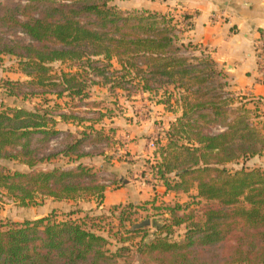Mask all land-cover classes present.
Returning <instances> with one entry per match:
<instances>
[{"label":"trees","instance_id":"16d2710c","mask_svg":"<svg viewBox=\"0 0 264 264\" xmlns=\"http://www.w3.org/2000/svg\"><path fill=\"white\" fill-rule=\"evenodd\" d=\"M113 1L0 2V57L14 58L24 78L0 79V203L101 206L107 186L120 180L101 179L82 160L101 156L112 165L107 149L119 145L112 123L120 99L138 95L174 115L140 177L203 203L195 211L167 207L168 219L149 237L129 230L133 206L121 207L113 215L122 245L114 250L86 226L87 215L0 222V264H264V169L247 165L264 152V99L231 89L208 52L188 39L189 16L121 10ZM95 88L105 96L92 99ZM27 98L38 105L5 101Z\"/></svg>","mask_w":264,"mask_h":264},{"label":"crops","instance_id":"0c3cea01","mask_svg":"<svg viewBox=\"0 0 264 264\" xmlns=\"http://www.w3.org/2000/svg\"><path fill=\"white\" fill-rule=\"evenodd\" d=\"M114 4L121 10L146 9L161 13L172 11L176 15L182 14L189 16L192 21V28L190 32L186 34L188 39L193 44L200 45L202 49L208 52L209 57L216 63V67L226 73L231 89L240 91L241 94L246 96L264 99V81H262L259 76L254 55V44L258 39L264 38V0H123L120 3ZM139 96L140 95H138L136 99L139 98ZM134 103V101L131 102V104ZM248 107L252 108L253 105L249 104ZM155 110L156 112H160L158 113L160 117L155 118L163 120V122L153 124V135L157 134L158 137L163 131L168 129L170 122L174 120V115L164 110L162 106L153 105L151 110L152 113H155ZM169 115H171L170 118L167 117ZM117 119L120 118H115L114 120ZM152 120H155L153 114ZM156 124L161 126L158 128ZM61 126L68 128L63 129ZM112 126L116 128V138L122 136V134L127 138L132 131L128 129L129 125L127 123H112ZM58 129L60 131L74 130L71 125L64 124H60ZM262 132L264 133V127ZM149 136L151 137V135ZM143 140L142 136H138L136 142H134L137 154L144 153L141 146ZM255 159L260 163L255 166L264 169V161L259 160L264 159V152L261 156L254 157L250 159V161H255ZM82 162L85 165L93 167L99 177L102 172H105L108 178H110V176L115 177L116 171L119 174L118 177H121L122 170H124L127 176L132 177L136 170H138L134 168L133 162L126 164L117 159H114L112 165L108 166L104 164L101 156L95 157L93 160L85 158ZM120 166H123V169H121ZM106 167L111 169H107ZM138 167L140 168V166ZM115 178L117 179V177ZM135 182L137 183V181ZM109 188L110 186H107L104 192V199L101 206L104 203L106 204V193ZM151 188L153 187L151 186ZM154 188L162 190L163 196L175 198L174 194L165 193L161 185ZM115 192H120L119 194L124 192L126 195L127 193L138 194L140 189H136L133 183L128 184L127 180H125L124 186L120 187ZM193 194H195V191H193ZM48 202H51L53 205L51 210L57 208L62 209L65 206H71L70 204L80 203H83V209L88 211L98 209L94 200L56 202L48 199L45 201V203ZM83 211L85 212V210ZM88 214L91 213L88 212ZM183 232L184 230L182 233ZM182 233H179L180 235L176 237L181 238Z\"/></svg>","mask_w":264,"mask_h":264},{"label":"rangeland","instance_id":"374dc122","mask_svg":"<svg viewBox=\"0 0 264 264\" xmlns=\"http://www.w3.org/2000/svg\"><path fill=\"white\" fill-rule=\"evenodd\" d=\"M121 1L123 0H114L113 3H118V2L120 3ZM0 2L4 3L5 0H0ZM187 55L188 56L194 55L198 57L200 56L199 52H192V53H188ZM201 56L203 57V55ZM18 69H19L18 64L14 58H11L9 56L0 57L1 80H18V81L23 80L24 78L19 73ZM219 79H220L219 77H216L215 83H217L218 81H223ZM236 92L238 94H241L240 91H236ZM99 95L105 96L103 90L99 88H95L92 99H98ZM0 99H4V93L1 90H0ZM5 101L8 104L24 107L27 109H31L32 107L38 105V100L35 98H27L23 100L6 99ZM134 102H135L134 104L125 103L122 98L120 99V107L119 109H117V115H118L117 118L120 119L114 120L113 123H117V124L121 122L127 123L129 125L128 129L132 131L127 138L125 137L124 134L121 133L122 136L116 138V140L119 143L117 148L112 147V149L111 148L107 149V151L109 154L111 153L113 157H115V159H119V161H122L123 163L128 164L133 162L134 168L138 170H136L134 176L132 177L127 176L124 170H122L121 177H118L119 174L117 171L115 172V177H117V179L119 178L118 180H120V182L110 186L108 192L106 193L107 195L106 204L104 203L101 207H98L97 210L88 211L86 209H83V203L70 204L71 206H65L62 209L57 208L53 210H51V208L53 207L51 202L45 203L41 207H34V208H22L13 203H0V222L2 223L24 222L26 220H35V219L44 218L50 215L51 213L53 214V218L56 221H62L65 219H71V220L75 219L76 221H78V220H83L84 216L87 214V217H89V219L91 220H87L86 226L92 228L97 233L103 234L105 237H107L110 242L108 248L110 250H114L115 248L122 245L120 243L121 241L120 237L122 235H120L117 232L119 227L117 226V221L115 219L116 217L113 215V213L121 209V207L129 206V205L133 206L131 207V212L133 213L130 215L129 221L126 222V226L129 228L133 224H137L145 220H149V225L143 228L145 230H143L140 233V235H145L147 237L153 234L154 231L162 225V222L165 219H168L167 207L173 206L176 203L185 204V205L188 204L189 206H191L190 209H194L195 211L197 209L196 207H198L197 203L202 204L203 200L195 199L194 195H189V196L181 195L175 197L174 199L171 196H163L162 190H160L159 188L157 189L151 188V183L146 181V177L144 178L140 177V168L138 166L141 167L143 164H145V162L152 161L153 150L147 149L148 147H146V145L150 137L149 135L152 136L154 133L153 124L158 122H163V120L159 118H155V117H160L158 115V113L160 112H156L155 110V113H152L151 110L153 107V103L146 101L143 95H140L139 98H137ZM152 114L154 115L155 120H152ZM167 117L170 118L171 115ZM156 125L158 126V128L159 126H161L159 124ZM61 127L63 129L68 128L65 126H61ZM129 136L133 138H130ZM138 136H142L144 139L141 144L142 151L144 150L143 151L144 153L137 154L136 152L137 149L135 147L136 145L134 142H136ZM59 141L60 140L58 141L56 140V142H54L55 145H53L52 147L58 148ZM259 160L264 161V159H259ZM4 164L8 168H12L14 166L12 163H8V162H5ZM257 164L260 163L256 159L255 161H250V160L247 161L248 167ZM120 167L121 169H123V166ZM229 167L234 170L240 168V166L238 165H231ZM106 168L111 169L109 167ZM100 177L104 180L109 179L105 172H102ZM125 180H127L128 184L133 183L136 189L137 188L140 189V192L138 194L127 193V195L124 192L121 194H119L120 192H115L117 189L124 186ZM135 181H137V183ZM83 210H85V212ZM88 212H90L91 214H88ZM69 216L70 218H68ZM183 230H184L183 227H179L175 229L174 231L176 233L174 234V237H176L177 235L179 236L180 235L179 233H182ZM115 233L117 234L114 235ZM123 236L128 237L125 234H123ZM131 237L135 238V236H131ZM178 239L179 238L176 237V240ZM137 241H139V238H136L134 241H132L131 245H133V243H136ZM125 245H129V244H125Z\"/></svg>","mask_w":264,"mask_h":264},{"label":"built area","instance_id":"2783aa9c","mask_svg":"<svg viewBox=\"0 0 264 264\" xmlns=\"http://www.w3.org/2000/svg\"><path fill=\"white\" fill-rule=\"evenodd\" d=\"M189 20V19H188ZM192 21H183V26L187 27L189 26V24ZM254 55H255V59L257 62V69H258V73L259 76L261 77V80L264 81V38H260L256 41V43L254 44ZM157 138V134L152 135L148 142H147V147L150 150H153L155 148V140ZM61 137L56 138L53 142H52V146L55 145L54 142H56V140H60ZM106 185H109L108 182H105Z\"/></svg>","mask_w":264,"mask_h":264},{"label":"water","instance_id":"95a60500","mask_svg":"<svg viewBox=\"0 0 264 264\" xmlns=\"http://www.w3.org/2000/svg\"><path fill=\"white\" fill-rule=\"evenodd\" d=\"M149 225V220H145L141 223H137V224H133L129 230L130 231H134V230H138V229H143L145 227H147Z\"/></svg>","mask_w":264,"mask_h":264}]
</instances>
